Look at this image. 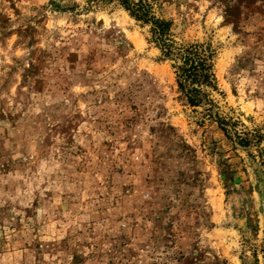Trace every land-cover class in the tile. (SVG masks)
<instances>
[{
    "label": "rangeland",
    "instance_id": "obj_1",
    "mask_svg": "<svg viewBox=\"0 0 264 264\" xmlns=\"http://www.w3.org/2000/svg\"><path fill=\"white\" fill-rule=\"evenodd\" d=\"M148 2L219 111L119 0H0V264H264V0Z\"/></svg>",
    "mask_w": 264,
    "mask_h": 264
},
{
    "label": "trees",
    "instance_id": "obj_2",
    "mask_svg": "<svg viewBox=\"0 0 264 264\" xmlns=\"http://www.w3.org/2000/svg\"><path fill=\"white\" fill-rule=\"evenodd\" d=\"M119 2L133 18L149 26L151 40L159 49L162 58L172 63L177 85L188 105L200 107L207 104L211 109L217 108L209 99L210 92L217 91L213 73L214 50L211 44L177 45L170 34L169 24L157 19L148 0H119ZM218 111L216 115L209 113L207 116L215 117L220 128L227 132V128L233 127L235 123L230 119H222ZM237 139L240 143L244 142L241 138L237 137Z\"/></svg>",
    "mask_w": 264,
    "mask_h": 264
}]
</instances>
